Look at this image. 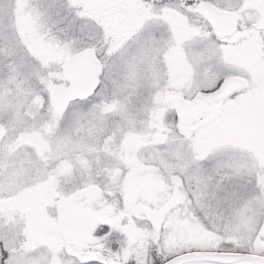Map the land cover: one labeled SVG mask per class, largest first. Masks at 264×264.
Masks as SVG:
<instances>
[{"label": "snow or ice", "instance_id": "1", "mask_svg": "<svg viewBox=\"0 0 264 264\" xmlns=\"http://www.w3.org/2000/svg\"><path fill=\"white\" fill-rule=\"evenodd\" d=\"M0 264H264V0H0Z\"/></svg>", "mask_w": 264, "mask_h": 264}]
</instances>
